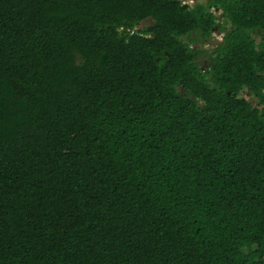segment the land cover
I'll use <instances>...</instances> for the list:
<instances>
[{"label": "trees", "instance_id": "obj_1", "mask_svg": "<svg viewBox=\"0 0 264 264\" xmlns=\"http://www.w3.org/2000/svg\"><path fill=\"white\" fill-rule=\"evenodd\" d=\"M0 264H264V0H0Z\"/></svg>", "mask_w": 264, "mask_h": 264}, {"label": "rangeland", "instance_id": "obj_2", "mask_svg": "<svg viewBox=\"0 0 264 264\" xmlns=\"http://www.w3.org/2000/svg\"><path fill=\"white\" fill-rule=\"evenodd\" d=\"M181 1L184 2V3L187 2L189 6H191V5H192L193 3H195V2H202V3H206V2H207V0H181ZM212 10H214V8H212ZM216 13H217V15H219V14H220V10L217 11ZM220 20H221V19H220ZM149 22H150L149 20L143 21V22L141 23L140 27H141L142 25L148 24ZM220 38H221V33H220V32H213V33H212V36H211V40H212V41H219ZM202 46H203L204 48L212 49V47H211L210 44H203ZM199 61H200V62H203V58H200ZM241 94H242L244 97H246V98L249 97L245 91H243Z\"/></svg>", "mask_w": 264, "mask_h": 264}, {"label": "flooded vegetation", "instance_id": "obj_3", "mask_svg": "<svg viewBox=\"0 0 264 264\" xmlns=\"http://www.w3.org/2000/svg\"><path fill=\"white\" fill-rule=\"evenodd\" d=\"M207 2H208V0H207ZM206 2V3H207ZM196 3V2H195ZM182 4H186V5H188V3L187 2H182ZM194 4V3H193ZM214 11L215 12H217L218 11V8H214ZM203 57V65L205 66V67H207L208 66V63H210V60H209V58H208V56H207V53H204L203 55H202Z\"/></svg>", "mask_w": 264, "mask_h": 264}, {"label": "water", "instance_id": "obj_4", "mask_svg": "<svg viewBox=\"0 0 264 264\" xmlns=\"http://www.w3.org/2000/svg\"><path fill=\"white\" fill-rule=\"evenodd\" d=\"M182 6H183V7H185V6H186V4H182ZM228 93H229V92H228Z\"/></svg>", "mask_w": 264, "mask_h": 264}]
</instances>
